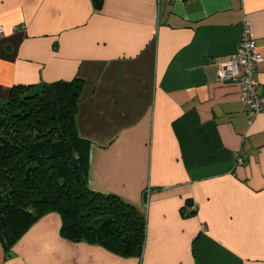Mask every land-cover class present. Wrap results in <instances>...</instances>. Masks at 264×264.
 Returning <instances> with one entry per match:
<instances>
[{
    "label": "crops",
    "instance_id": "1",
    "mask_svg": "<svg viewBox=\"0 0 264 264\" xmlns=\"http://www.w3.org/2000/svg\"><path fill=\"white\" fill-rule=\"evenodd\" d=\"M244 17L264 56V0H0V101L83 80L89 188L147 217L141 258L67 241L51 213L0 264H264V115L218 80Z\"/></svg>",
    "mask_w": 264,
    "mask_h": 264
},
{
    "label": "trees",
    "instance_id": "2",
    "mask_svg": "<svg viewBox=\"0 0 264 264\" xmlns=\"http://www.w3.org/2000/svg\"><path fill=\"white\" fill-rule=\"evenodd\" d=\"M84 86L81 79L16 85L0 101V243L5 258L51 213L61 216V236L67 241L99 246L122 258L143 255L146 215L119 196L89 188L91 144L79 136L76 122Z\"/></svg>",
    "mask_w": 264,
    "mask_h": 264
},
{
    "label": "built area",
    "instance_id": "3",
    "mask_svg": "<svg viewBox=\"0 0 264 264\" xmlns=\"http://www.w3.org/2000/svg\"><path fill=\"white\" fill-rule=\"evenodd\" d=\"M170 2H187L190 0H169ZM252 21L247 17L243 19L241 42L237 52L231 59L219 65L218 80L222 83L237 84L241 88L240 98L248 111L250 124L258 115H264V96L261 84L257 78V68L264 65V56L258 52L256 41L251 33ZM4 34L0 28V37ZM264 151V147L262 148ZM238 164L243 160L237 154ZM149 195L150 192H147Z\"/></svg>",
    "mask_w": 264,
    "mask_h": 264
}]
</instances>
